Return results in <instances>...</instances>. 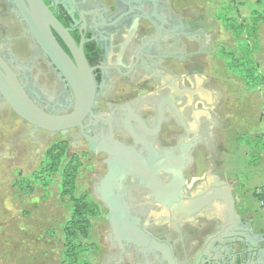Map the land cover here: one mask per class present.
<instances>
[{
  "label": "flooded vegetation",
  "instance_id": "obj_1",
  "mask_svg": "<svg viewBox=\"0 0 264 264\" xmlns=\"http://www.w3.org/2000/svg\"><path fill=\"white\" fill-rule=\"evenodd\" d=\"M42 1L70 46L52 30L56 42L76 69L74 55H83L94 85L80 125L56 133L68 137L69 147L100 157L95 165L101 173L92 175L91 190L82 197L95 200L96 219L105 223L97 227L104 251L76 261L264 264V233L255 230L253 214L236 203L226 177L229 153L222 166L212 160L218 159L209 136L215 107L207 100L215 85L214 65L224 60L217 52L212 59V36L203 18L186 17L169 0ZM0 62L38 108L53 115L73 111L72 88L32 38L12 0H0ZM5 107L0 93V113ZM7 144L1 132L0 150ZM112 148L113 155L96 151ZM165 163L182 166L183 178L180 191L167 197L162 194L174 176L160 168ZM110 169L114 176L108 181ZM5 202L0 199L1 213L7 211ZM7 238V233L0 237L6 259Z\"/></svg>",
  "mask_w": 264,
  "mask_h": 264
},
{
  "label": "rangeland",
  "instance_id": "obj_2",
  "mask_svg": "<svg viewBox=\"0 0 264 264\" xmlns=\"http://www.w3.org/2000/svg\"><path fill=\"white\" fill-rule=\"evenodd\" d=\"M169 1L186 17L194 13L192 17L203 18L212 36L209 45L212 59L215 52L216 57L222 59V49L240 58L235 47L237 40L215 18L218 9L228 5L230 0ZM248 11L247 7H242L240 17H247ZM257 28L258 50L252 58L258 70L264 73V21L257 22ZM212 73L217 74L219 84H224L225 95L239 104L234 123L224 131L232 140L228 142L227 150L233 171H229L226 177L232 180L236 203L253 214L255 230L264 233V219L254 196L255 189L264 184V85L248 89L223 61L215 63ZM1 132L8 144L0 150L3 156L0 162V199L6 200L4 209L7 210V213L0 212V224L7 225V228L0 229V237L7 233L6 242L10 248L16 245L18 249L12 251L9 248L7 259L0 254V264H65L62 255L65 251L64 227L74 213L73 206L79 204L78 201H87L82 195L91 190L89 182H92V175L101 173V168L95 165L100 157H94L85 148L69 147L67 136L34 130L14 115L9 107L0 113ZM219 133L223 139V131ZM59 145H65L66 150L57 171L39 176V164L44 153L52 147L59 151ZM65 167L69 176L65 189H62ZM91 202H95L92 197L88 203ZM91 221L89 235L78 244V249L88 252L85 257L97 256L104 251L97 228L104 227V223L94 217ZM96 262L87 261L88 264Z\"/></svg>",
  "mask_w": 264,
  "mask_h": 264
},
{
  "label": "water",
  "instance_id": "obj_3",
  "mask_svg": "<svg viewBox=\"0 0 264 264\" xmlns=\"http://www.w3.org/2000/svg\"><path fill=\"white\" fill-rule=\"evenodd\" d=\"M12 2L19 10L20 16L28 27L32 38L40 45L44 54L68 81L75 95V105L73 111L67 115H53L44 112L26 96L18 84L15 75L1 62L0 66L4 73L0 72V93L12 110V113L21 121L29 124L34 130L65 134L67 130L80 125L82 117L90 108L94 94L91 69L87 67L82 54H79L78 57L74 55L78 67L76 69L68 56L60 48L52 34V30L64 40L66 45L70 46L68 37L42 0H12ZM204 136L205 134H200V137ZM195 143L196 141L188 147L194 146ZM113 147H117V145ZM113 149H97L96 151L101 150L108 155H113ZM90 150H95L92 145ZM160 168L164 169L165 172H170L174 176L173 184L162 195L167 197V195L171 196V194L178 193L183 182L181 174L182 166L176 168L174 165L165 163ZM113 176L114 171L110 169L105 179L109 181ZM175 184L179 186H175ZM151 187L155 189L153 184Z\"/></svg>",
  "mask_w": 264,
  "mask_h": 264
},
{
  "label": "trees",
  "instance_id": "obj_4",
  "mask_svg": "<svg viewBox=\"0 0 264 264\" xmlns=\"http://www.w3.org/2000/svg\"><path fill=\"white\" fill-rule=\"evenodd\" d=\"M242 7L249 9L247 17H240L239 12ZM215 18L220 21L226 32L237 40L235 47L240 58L235 57L232 52H226L225 49L220 50L226 68L248 89L263 86L264 73L258 70L252 56L258 50L257 22L264 21V0H230L228 5L218 9ZM59 147L60 150L57 152L52 147L44 153L39 164V176L57 171L66 150L65 145ZM68 176L69 171L65 167L62 171V189H65ZM78 202L79 204L73 206L74 213L64 227L65 251L62 254L64 260L72 257L75 261H64L65 264H88L87 261H76L86 255L84 250L78 249V244L89 235L90 220L99 216L91 203Z\"/></svg>",
  "mask_w": 264,
  "mask_h": 264
},
{
  "label": "crops",
  "instance_id": "obj_5",
  "mask_svg": "<svg viewBox=\"0 0 264 264\" xmlns=\"http://www.w3.org/2000/svg\"><path fill=\"white\" fill-rule=\"evenodd\" d=\"M213 75V74H211ZM215 85L210 87V92H209V99L208 104H214V110H213V118L215 119V126L211 128V135L210 138L213 139L212 145L214 146V150L216 154L218 155V159H212L213 161H217L221 166L223 163L227 162L228 159L225 158V154H228L227 150V144L228 142H232L230 139V136L228 134H224L226 130L231 128L232 124L234 123V114L238 111V106L239 104L237 103V100L230 98V96H226L223 87L225 88L224 84L221 83L219 84L218 76L215 74ZM223 84V85H222ZM243 84V83H242ZM225 95V96H224ZM232 101L233 105L231 102ZM238 105V106H237ZM203 112V111H202ZM204 113V112H203ZM202 124H206L204 121ZM223 131L224 137L222 139V134L219 132ZM205 133V131H203ZM203 133V134H204ZM205 137L203 140H205ZM201 141V139H200ZM225 142V143H224ZM229 146V145H228ZM204 151V148L201 145L198 146L197 148V154H198V161L202 163V153ZM232 154V153H231ZM232 156V155H231ZM231 158H229L230 161ZM232 163H230L229 170L233 171L232 169ZM222 168V167H220Z\"/></svg>",
  "mask_w": 264,
  "mask_h": 264
},
{
  "label": "built area",
  "instance_id": "obj_6",
  "mask_svg": "<svg viewBox=\"0 0 264 264\" xmlns=\"http://www.w3.org/2000/svg\"><path fill=\"white\" fill-rule=\"evenodd\" d=\"M254 196L256 197V201L259 205V212L261 213L263 219H264V184L254 191Z\"/></svg>",
  "mask_w": 264,
  "mask_h": 264
}]
</instances>
